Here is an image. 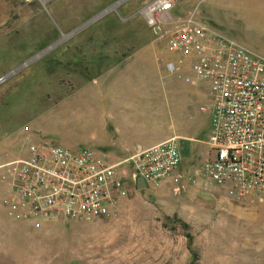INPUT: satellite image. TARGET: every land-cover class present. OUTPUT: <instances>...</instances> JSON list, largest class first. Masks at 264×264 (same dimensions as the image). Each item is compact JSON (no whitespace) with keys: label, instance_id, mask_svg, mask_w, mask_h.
<instances>
[{"label":"rangeland","instance_id":"obj_1","mask_svg":"<svg viewBox=\"0 0 264 264\" xmlns=\"http://www.w3.org/2000/svg\"><path fill=\"white\" fill-rule=\"evenodd\" d=\"M155 1L0 0V164L25 155L26 136L102 152L115 137L109 113L142 107L144 85L164 95L144 99V115L131 112L129 123L144 122L149 140L183 126L194 138L180 184L134 191L103 220L35 229L8 217L0 182V264H264V201L194 181L209 118L203 96L166 67L177 57L170 36L193 12L209 24L216 13L219 32L264 56V0H174L153 26L145 10ZM152 106L168 115L146 112Z\"/></svg>","mask_w":264,"mask_h":264},{"label":"built area","instance_id":"obj_2","mask_svg":"<svg viewBox=\"0 0 264 264\" xmlns=\"http://www.w3.org/2000/svg\"><path fill=\"white\" fill-rule=\"evenodd\" d=\"M173 7L174 0H156L145 16L156 26L159 18L170 17ZM168 45L177 56L166 64L169 73L186 84L209 85L208 103L201 108L211 116L209 154L194 171V181L206 189L222 190L234 200L263 202L264 56L199 20L196 12L177 24ZM3 82L5 77L0 78ZM25 151L0 164L2 205L10 219L35 229L54 222L89 223L115 216L138 191V177L148 189L169 182L178 185L183 178L184 158L175 139L140 149L117 163L89 148L72 150L29 136Z\"/></svg>","mask_w":264,"mask_h":264},{"label":"crops","instance_id":"obj_3","mask_svg":"<svg viewBox=\"0 0 264 264\" xmlns=\"http://www.w3.org/2000/svg\"><path fill=\"white\" fill-rule=\"evenodd\" d=\"M188 1H193V0H183L180 3L184 2V4H187ZM210 16H212L213 19L210 25L214 26L219 30V28L217 27L218 23L217 21H215L216 20L215 17H217L216 13H211ZM201 18L198 17L199 20L204 22V20ZM189 87L191 88V91H193V93H195L197 96L200 97L203 96L202 102L200 104V110H201V108L208 103V91H209L208 83L204 81H197L195 84ZM138 92L140 96L139 102L143 105L142 107L135 109H131L129 107L118 108L113 112L112 116L109 113L108 123H110V127L114 130V134H115L114 141L112 142L111 145H106L103 151L101 150L102 152H99L98 155L104 159H111L112 161L108 160V162L110 163L122 162L129 159L140 149H148L165 141L175 139L180 146V150L184 158L183 165L181 167V172H182L183 167L184 168H186V166L189 167L187 163L188 162L187 158L190 154V143L194 140V138L188 131V128L186 126H183L179 131L173 133L165 132V134H162L156 139L154 138L155 140L154 139L149 140L151 136L144 133V122L140 127L132 126L131 123H129L131 121L130 115L132 114L131 112L134 111L136 112L138 111V113L140 112L144 115V99L145 100L149 98H152L153 100L161 99L164 93L158 90V88L155 85L153 86L144 85V88L142 87L139 88ZM146 112L155 116H160L162 120L168 115V111H166L164 108H160L159 106H155V107L152 106L150 109H147ZM202 112L206 113L209 118V131H210L209 137H210L211 116L210 113L208 112H204V111ZM208 141H207L206 160L208 159V154H209Z\"/></svg>","mask_w":264,"mask_h":264},{"label":"water","instance_id":"obj_4","mask_svg":"<svg viewBox=\"0 0 264 264\" xmlns=\"http://www.w3.org/2000/svg\"><path fill=\"white\" fill-rule=\"evenodd\" d=\"M137 190H147L148 185L142 177H138L136 181Z\"/></svg>","mask_w":264,"mask_h":264}]
</instances>
